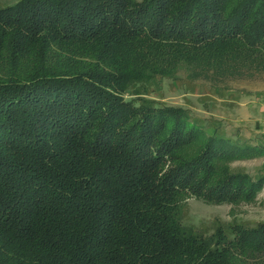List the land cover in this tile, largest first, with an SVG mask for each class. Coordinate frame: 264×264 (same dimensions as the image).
<instances>
[{
    "label": "trees",
    "instance_id": "1",
    "mask_svg": "<svg viewBox=\"0 0 264 264\" xmlns=\"http://www.w3.org/2000/svg\"><path fill=\"white\" fill-rule=\"evenodd\" d=\"M182 74L264 75V0L0 8V264H264V222L183 224L191 198L253 203L264 174L232 164L264 147L150 100Z\"/></svg>",
    "mask_w": 264,
    "mask_h": 264
},
{
    "label": "rangeland",
    "instance_id": "2",
    "mask_svg": "<svg viewBox=\"0 0 264 264\" xmlns=\"http://www.w3.org/2000/svg\"><path fill=\"white\" fill-rule=\"evenodd\" d=\"M19 0H0V8L14 5ZM127 98L130 93H127ZM150 100L159 105L188 109L207 133L210 122H215L229 137H239L264 147V119L245 109L251 99L264 98V75L229 82L228 87L214 90L204 81H188L185 74L179 80H160L151 90ZM259 111V110H258ZM260 114V112H259ZM232 166L255 178L264 174V156L234 162ZM264 222V186L251 204L237 207L209 205L191 198L185 205L183 224L197 232L212 234L219 225L232 223L254 227Z\"/></svg>",
    "mask_w": 264,
    "mask_h": 264
},
{
    "label": "crops",
    "instance_id": "3",
    "mask_svg": "<svg viewBox=\"0 0 264 264\" xmlns=\"http://www.w3.org/2000/svg\"><path fill=\"white\" fill-rule=\"evenodd\" d=\"M241 105H246L245 109L250 110L253 113H256V117L254 120L258 121V117L264 119V98L262 99H251L247 101L245 104ZM259 110V111H258ZM260 112V114H259Z\"/></svg>",
    "mask_w": 264,
    "mask_h": 264
}]
</instances>
